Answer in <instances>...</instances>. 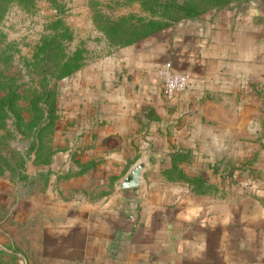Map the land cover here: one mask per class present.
Returning a JSON list of instances; mask_svg holds the SVG:
<instances>
[{"label": "crops", "instance_id": "0c3cea01", "mask_svg": "<svg viewBox=\"0 0 264 264\" xmlns=\"http://www.w3.org/2000/svg\"><path fill=\"white\" fill-rule=\"evenodd\" d=\"M134 56L138 80L109 73L77 85V126L85 133L72 161L77 174L63 182V191L55 189V201L42 196L40 209L30 206L24 215L40 232L39 260L145 264L166 253L172 264H264V187L258 195L246 197L233 186L230 197H211L171 179V159L162 158L175 143L180 118L184 126L212 118L223 97L232 100L234 87L264 82V3L182 20ZM169 60L191 77L188 90L171 99L161 83ZM146 149L152 153L143 183L118 188L136 160L128 163L130 152ZM241 206L242 223L234 220Z\"/></svg>", "mask_w": 264, "mask_h": 264}, {"label": "rangeland", "instance_id": "374dc122", "mask_svg": "<svg viewBox=\"0 0 264 264\" xmlns=\"http://www.w3.org/2000/svg\"><path fill=\"white\" fill-rule=\"evenodd\" d=\"M260 2L0 0V264H49L39 260L41 235L24 215L30 206L40 209L42 196L55 201V189L63 191L77 174L72 161L85 140L74 100L79 81L109 73L138 80L130 61L154 35L182 20ZM234 89L212 118L186 126L180 118L173 147L163 151L171 179L187 189L227 198L233 186L246 197L264 187V82ZM143 151H131L128 163ZM243 209L234 219L240 223ZM166 256L145 264H172Z\"/></svg>", "mask_w": 264, "mask_h": 264}, {"label": "built area", "instance_id": "2783aa9c", "mask_svg": "<svg viewBox=\"0 0 264 264\" xmlns=\"http://www.w3.org/2000/svg\"><path fill=\"white\" fill-rule=\"evenodd\" d=\"M190 79L189 74L174 70L170 62L165 63L161 68L163 92L169 99L185 91L190 84Z\"/></svg>", "mask_w": 264, "mask_h": 264}, {"label": "water", "instance_id": "95a60500", "mask_svg": "<svg viewBox=\"0 0 264 264\" xmlns=\"http://www.w3.org/2000/svg\"><path fill=\"white\" fill-rule=\"evenodd\" d=\"M151 149L143 151L142 156L136 159L128 168L126 173L116 182L120 189L134 188L140 186L144 181V173L150 167Z\"/></svg>", "mask_w": 264, "mask_h": 264}, {"label": "trees", "instance_id": "16d2710c", "mask_svg": "<svg viewBox=\"0 0 264 264\" xmlns=\"http://www.w3.org/2000/svg\"><path fill=\"white\" fill-rule=\"evenodd\" d=\"M160 32H162L161 30H160ZM155 36V35H154Z\"/></svg>", "mask_w": 264, "mask_h": 264}]
</instances>
